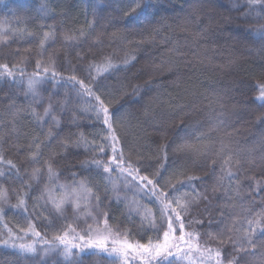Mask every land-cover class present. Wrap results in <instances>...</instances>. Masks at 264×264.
<instances>
[{
    "label": "trees",
    "instance_id": "1",
    "mask_svg": "<svg viewBox=\"0 0 264 264\" xmlns=\"http://www.w3.org/2000/svg\"><path fill=\"white\" fill-rule=\"evenodd\" d=\"M153 2L155 7L143 16L126 21L122 17L129 7L127 0H46L47 14L40 11L41 0H0V64H8L10 68L18 66L14 69L15 79H0V153L4 161H12L20 173L17 179L16 171L0 162V172L4 173L0 176V190L6 191L7 197L0 201L5 209L0 217V239H7L8 229H11L19 237L15 240L17 244L39 241L40 238L21 231L31 222L46 240L51 241L54 236L69 231L68 239L81 243L77 234L85 235L89 226L102 228L106 212L109 227L119 233L120 239L127 233V240L133 243H146L149 239L155 243L157 238L163 241L164 229L154 231L147 221L142 224L141 220L145 210L150 209L159 225L158 204L154 200L138 195L135 186L126 189L125 182L119 180L121 200L116 201V193H104L103 179L96 169L81 167L84 160H107L108 157L97 154L91 145L62 146L64 141H75L81 133L86 140L97 144L102 143L101 137L108 135L102 121L95 120L94 112L83 111L96 103L94 98L78 94L80 85L68 78L75 76L90 84L89 63L109 54L117 61L126 55L135 56L129 66L105 74L94 85V90L118 117L114 126L125 154L132 159L140 155L145 162L150 160L147 174L152 178L151 174L159 169L163 175L161 187L165 181L174 183L185 175L203 178L194 181L196 188L208 197V201L193 210L196 219L205 221L196 231L217 232L216 219L220 206L226 202L247 205L255 200L254 210L264 207L261 204L264 201V162L259 159L264 154L261 145L264 124L257 122V117L264 115V105L253 99L258 95L255 83L264 82V43L249 31L250 27L264 24V5L249 9L247 0ZM93 19L95 25L89 29L88 24ZM81 29L86 32L84 38L64 40L65 34L79 37ZM46 31H54L55 38L48 40L41 49L40 41ZM37 61L41 62L39 70ZM43 68H48L49 73L43 77L37 89L39 94L34 97L27 92V81L37 71L43 76ZM52 72L57 73L55 78ZM137 85L138 91L133 92ZM214 93L220 100L210 105ZM49 104L52 115L59 120L58 126L53 124L51 115L44 119L34 115L35 112L43 116ZM234 105L245 109L237 110L232 118L228 111ZM50 129L51 137L48 136ZM202 134L203 140H198ZM34 140L41 145L38 162L30 159L35 151ZM220 141L229 144L233 151H239L240 159H256L255 165L244 163L238 172L232 166L237 176L227 196L224 191L229 185L227 179L224 188L213 191L221 174V161L218 160L214 167L211 161L216 158ZM185 142L194 145L207 142L212 147L199 153L180 150L179 146ZM165 145L166 162L162 150ZM253 148L256 151L250 156L248 150ZM108 152L111 155L110 149ZM50 157L54 158L52 166L58 173V183L72 186V173H77L78 180L89 177L92 183L88 186L94 192V185H100L103 203L97 208L92 199L85 208L81 202L80 211H76L70 202L64 205L62 213H57L49 202L47 210L33 212L34 203L39 209L47 200L46 194L44 199H36L44 187H53L48 184L44 163ZM161 164L164 168H160ZM34 168L41 169L37 179L31 175ZM236 180L241 183L243 199L235 197ZM26 184L31 185L30 190ZM25 191L28 192L27 213L12 207L18 195ZM55 194L59 197L63 192L55 188ZM85 212H90L91 216ZM227 212L225 209L226 215ZM208 219L213 220L210 226ZM69 225L75 232L68 229ZM208 239L202 235L200 243L203 245ZM255 239L258 244L264 242V234L257 233ZM209 246L220 247L216 241H209ZM43 247L45 245L38 242L34 256H21L12 248L0 246V264H133L130 260L124 262L95 253L79 259L74 255L73 261H65L61 250L44 256ZM223 253L235 255L233 246L225 245ZM258 258L259 252L242 254L240 264H253ZM190 259L192 264H200L199 253L193 252ZM136 264L147 262L138 258ZM173 264H189V261L174 260Z\"/></svg>",
    "mask_w": 264,
    "mask_h": 264
},
{
    "label": "snow or ice",
    "instance_id": "2",
    "mask_svg": "<svg viewBox=\"0 0 264 264\" xmlns=\"http://www.w3.org/2000/svg\"><path fill=\"white\" fill-rule=\"evenodd\" d=\"M128 10L123 12L124 20H131L138 18L147 13L150 9L154 8L153 0H127ZM249 9L257 5H264V0H247ZM119 9V6H118ZM40 11L47 14L48 8L46 0H41ZM248 15V13H245ZM257 13V16H260ZM95 25V19L88 24V28L91 29ZM250 33L264 43V24H259L255 27H250ZM116 33H113L115 36ZM86 32L79 30V37L74 35L65 34L64 40L75 41L77 39L84 38ZM55 38V33L44 32L43 39L40 41L41 49L44 48L45 43ZM175 51V49L173 50ZM135 60V56L126 55L120 60H115L112 54L101 56L99 60H93L89 63L87 71L91 80L90 84H85L84 80H79L77 77L72 76L68 79L73 81L74 84H79L78 94L86 95L94 98L95 104L83 109L86 112H94L95 120L102 121V124L106 126V132L108 135L101 137L102 143H95L94 141H88L85 139L83 133L79 134V137L75 141H64L63 147L67 148L69 145L79 147L84 145L88 147L91 145L97 150V154L107 156V160L92 158L90 160H84L81 162V167L85 170L96 169L97 174L103 179L104 193L112 191L116 193L114 199L120 201L121 197L119 192V180L125 182V188L130 190L132 186H135L136 193L147 196L150 200H154L158 204L159 211V225L157 226L156 217L150 209H146L141 216L142 224L147 221L152 230L159 232L163 231V241L160 242L157 238V242H153L149 239L146 243H140L139 241L133 243L127 240L119 238L118 232H113L112 228L108 225V213H103V227H97L92 229L91 226L87 229L85 235L77 234L81 243H74L68 239L69 231H64L63 234L56 235L51 241L41 237V233L35 230V225L29 222L27 229H21L27 235L31 233L34 237L40 238L39 241L33 240L30 243H15V240L19 237L12 233L11 229H8V238L0 239V246L5 248H12L16 250L21 256H34L37 253V243L42 242L43 247L42 254L48 255L52 251L61 250L60 255L65 261H73L74 255L76 259H79L83 255L89 254H105L109 258L116 260L132 261L136 264L137 259L146 260L147 264H173L174 260H185L192 264L190 259L193 252L199 253L200 264H240V257L242 254L255 255L259 252L258 262L254 261L253 264H264V242L257 243L255 237L257 233L264 234V207L261 210L256 211V201L250 200L247 205H237L234 202H226L220 206L221 210L219 216L216 219V224L219 226L218 231L215 233L205 232L201 233L196 231V227H203L205 221L203 219H196L193 215V210L198 209L200 204L204 201H208V197L204 192L199 191L196 188L194 181H200L203 178L195 175H185L183 179L177 180L174 183L165 181L163 187L160 185V181L163 179L162 172L157 169L153 172L152 178L149 177L148 170L151 168V161L145 162L144 158L137 155L136 159H132L130 155H126L123 144L120 137L117 135L116 128L114 126L118 117L112 111L100 95L94 90V85L99 78H103L105 74H110L115 71H119L121 68H126ZM18 67L13 65L12 68L8 64H0V79L8 77L15 79L14 69ZM36 68L41 69V62H36ZM43 76L40 71H37L33 76L29 77L27 81V92L31 93L34 97L39 93L37 91L39 84L43 77H46L49 73L48 68H43ZM21 74L23 70L21 69ZM57 73L52 72V77L55 78ZM258 92V95L253 97L254 100L264 105V82H256L254 85ZM139 86L133 87V92H137ZM220 97L218 94H213V100L209 101L211 105L213 102L219 103ZM222 106V105H221ZM15 115V114H14ZM39 119L52 116L54 125L59 124V120L56 116L52 115V105L44 109L43 116L34 112ZM257 122L264 124V115L257 117ZM53 135L51 129L48 132V136ZM198 140H203V134L198 137ZM261 145L264 146V139L261 140ZM33 151L30 159L33 162H38L40 156L41 145L33 141ZM166 145L163 146L164 160L167 161ZM180 150L195 151V152H207L212 145L204 142L199 144H191L185 142L180 145ZM110 149L111 155L108 150ZM256 151L255 148L249 149V155ZM228 155H224V153ZM239 151H233L229 144L220 141L219 150L216 152V158L211 161L214 167L217 161H221L220 175L217 177L216 185L213 191H217L219 188H224V181L227 179L229 185L224 189L225 195L232 191L233 178L237 176V172L243 168L244 163L255 165L256 159L253 157L250 160H242L239 158ZM53 157H50L48 161H45V167L47 171L48 184L53 185L49 187L46 185L42 191L40 197L36 198L37 201L44 199L46 194L47 200L40 208H37V204H33L32 211L38 212L40 209L47 210V204L50 202L53 209L57 213H62L64 205L72 203L76 211H80L81 202L84 207L87 208L89 202L94 199L95 206L98 208L103 203L104 197L99 193L100 185L96 184L93 188L88 185L92 183L89 177L84 179H76L77 173H72L73 182L72 186L58 183V173L53 170ZM259 159L264 162V154ZM0 162L6 163L11 169L16 171V178H20L19 168L12 161H4L3 154L0 153ZM164 164L160 165V168H164ZM232 166L237 168V172L232 170ZM145 174H141V173ZM115 173V176H113ZM4 173L0 172V176ZM33 179H37L41 175L40 168L32 169L31 173ZM29 190L31 185H25ZM241 183L239 180L235 181V197L243 199V195L240 192ZM55 188L62 190L63 195L57 196L55 194ZM182 188H187L189 191H181ZM167 189V191L165 190ZM28 192L25 191L18 195V200L13 208L23 209L24 212H28L27 207ZM6 191L0 190V201L6 200ZM229 201L232 197H228ZM133 203H136L133 201ZM264 205V201H261ZM139 205H137V208ZM239 208V211H237ZM225 209L228 210L227 215ZM205 213L208 209L205 208ZM5 209L0 206V217L4 215ZM85 215L91 216L90 212H85ZM207 224L210 226L213 224V220L208 219ZM190 229V230H186ZM71 232H75V229L71 225L68 226ZM179 232L177 236L176 233ZM95 233V238H93ZM202 235H206L209 239L204 241L203 245L200 243ZM195 241V243H193ZM209 241H216L220 247L212 248L209 246ZM109 243L111 247H109ZM231 244L235 255H225L223 253L224 246ZM183 245V247H181ZM74 249L76 250L74 254ZM175 250V251H173ZM230 256V258H229Z\"/></svg>",
    "mask_w": 264,
    "mask_h": 264
},
{
    "label": "rangeland",
    "instance_id": "3",
    "mask_svg": "<svg viewBox=\"0 0 264 264\" xmlns=\"http://www.w3.org/2000/svg\"><path fill=\"white\" fill-rule=\"evenodd\" d=\"M108 37V36H107ZM107 37L106 38H103L104 40H106L107 39ZM26 48V47H25ZM27 49V48H26ZM232 70L235 72L236 71V69L235 68H232ZM235 108H237V106H233L228 112L230 113L229 115H230V117H232L233 118V116H235V114H237L238 112H237V110H240V109H242V108H244L243 106L241 107L240 106V108H237V109H235ZM245 109V108H244ZM241 113V112H240ZM241 125V124H240ZM250 165H252V164H250ZM93 235V238H95V233H93L92 234ZM125 262V261H124Z\"/></svg>",
    "mask_w": 264,
    "mask_h": 264
}]
</instances>
